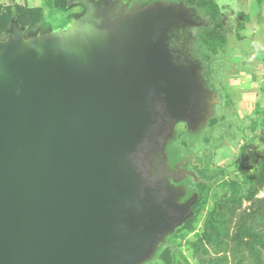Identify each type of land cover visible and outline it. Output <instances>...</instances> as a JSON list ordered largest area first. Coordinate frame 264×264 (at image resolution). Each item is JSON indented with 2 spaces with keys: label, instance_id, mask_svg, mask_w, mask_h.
Returning a JSON list of instances; mask_svg holds the SVG:
<instances>
[{
  "label": "water",
  "instance_id": "95a60500",
  "mask_svg": "<svg viewBox=\"0 0 264 264\" xmlns=\"http://www.w3.org/2000/svg\"><path fill=\"white\" fill-rule=\"evenodd\" d=\"M136 3L68 0L84 12L67 27L0 40V264H144L183 224L166 174L137 161L164 116L196 111L201 85L168 41L197 24Z\"/></svg>",
  "mask_w": 264,
  "mask_h": 264
},
{
  "label": "trees",
  "instance_id": "16d2710c",
  "mask_svg": "<svg viewBox=\"0 0 264 264\" xmlns=\"http://www.w3.org/2000/svg\"><path fill=\"white\" fill-rule=\"evenodd\" d=\"M256 1L259 5L264 2ZM139 2L141 8L161 0ZM46 3L53 11L67 13L63 28L84 12L77 5L67 8L68 0H46ZM173 5L188 9L191 19L199 25L181 27L169 34L174 61L192 68L203 79L204 69H209L213 57L228 43V28L220 7L215 0H179ZM74 7L79 11L72 12ZM239 16L237 32L242 39L241 32L250 17L244 12H239ZM14 25L24 30L26 38L48 36L57 30L46 21L43 8L0 4V40L13 32ZM256 114L260 119L263 117L264 127V110L258 106ZM234 167L242 174L228 176L226 169L220 168L216 174L202 177L203 182L197 183L199 198L193 214L166 236L167 244L144 264H264V155L251 167L252 173L244 172L247 167L241 158L234 162ZM206 170L203 168L202 172ZM223 177L227 179L220 181ZM183 246L189 255L184 253Z\"/></svg>",
  "mask_w": 264,
  "mask_h": 264
},
{
  "label": "rangeland",
  "instance_id": "374dc122",
  "mask_svg": "<svg viewBox=\"0 0 264 264\" xmlns=\"http://www.w3.org/2000/svg\"><path fill=\"white\" fill-rule=\"evenodd\" d=\"M132 1L140 6L139 0ZM215 1L228 28V43L213 57L209 69L205 68L202 74L206 86L213 93L214 108L208 120L196 131L186 132L178 127L176 138L169 145V153L175 159L190 155L198 165L207 169L202 172L203 169L199 171L194 168L198 179L204 175H214L220 168H225L228 176L233 173L241 175L234 167L238 158L247 167L244 172L252 173L254 170L251 167H255L264 155L263 117L260 119L256 114L258 106L264 110V2L259 5L256 0ZM162 2L173 5L178 4L179 0ZM0 4L43 8L46 21L55 29L63 28L67 18V13L51 10L46 0H0ZM72 10L77 12L79 8ZM239 12L250 17L241 32L242 39L237 32L241 22ZM196 26L199 25L191 27ZM193 32L196 34V30ZM151 141L152 138L144 145V150L155 146ZM225 179L227 177L220 178V181ZM189 238L192 239L193 235ZM182 249L189 255L186 246Z\"/></svg>",
  "mask_w": 264,
  "mask_h": 264
},
{
  "label": "flooded vegetation",
  "instance_id": "af4514ba",
  "mask_svg": "<svg viewBox=\"0 0 264 264\" xmlns=\"http://www.w3.org/2000/svg\"><path fill=\"white\" fill-rule=\"evenodd\" d=\"M95 1H105L106 10L111 13V16L118 12L121 14L127 13L133 3L132 0ZM141 8L138 6L135 7V9ZM193 75L194 78H196L200 83L202 88L196 100L195 113L192 117L188 118L186 122H178L172 118H169L168 116H164V126L161 130V133L152 137L151 143H154L155 146L149 148L148 150H144L140 154L137 161L138 165L143 168L147 176L155 174L162 175L163 173L166 174L165 186L169 193L173 196V201L183 208L185 212L184 221L193 214L195 204L199 198L196 191L197 183L203 182V180L196 177L194 168L201 171L203 166L201 164L198 165L196 159L190 155L184 159H175L174 156L169 153V145L173 142V140H175L177 132L176 130L178 127L184 129L186 132L196 131L208 120L211 115V110L214 108V100L212 98L213 93L206 86L204 80L199 74H195L193 71Z\"/></svg>",
  "mask_w": 264,
  "mask_h": 264
}]
</instances>
